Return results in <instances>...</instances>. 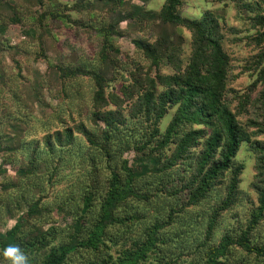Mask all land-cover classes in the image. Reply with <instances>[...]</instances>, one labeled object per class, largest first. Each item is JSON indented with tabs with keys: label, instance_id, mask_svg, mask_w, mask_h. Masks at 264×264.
I'll list each match as a JSON object with an SVG mask.
<instances>
[{
	"label": "rangeland",
	"instance_id": "1",
	"mask_svg": "<svg viewBox=\"0 0 264 264\" xmlns=\"http://www.w3.org/2000/svg\"><path fill=\"white\" fill-rule=\"evenodd\" d=\"M168 1L0 0L4 264L9 245L29 264H47L63 248L59 264H113L150 233L154 249L139 264H207L210 256L214 264H264L244 245L264 249V217L252 223L264 184V21L256 17L264 0L171 2L184 22L216 16L219 49L163 19ZM193 69L241 132L230 170L204 194L196 192L199 161L219 124L180 120L178 103L155 102ZM128 166L140 175L137 194L104 221L111 172ZM16 223L12 244L3 243Z\"/></svg>",
	"mask_w": 264,
	"mask_h": 264
},
{
	"label": "trees",
	"instance_id": "2",
	"mask_svg": "<svg viewBox=\"0 0 264 264\" xmlns=\"http://www.w3.org/2000/svg\"><path fill=\"white\" fill-rule=\"evenodd\" d=\"M101 1L102 6H106L108 4V0ZM173 1L174 0H169L167 3V7L164 8L165 10L162 15L163 19H167L169 23H184L186 27H188L195 33V37L200 42L211 43L219 49L217 37H220V34L218 33L220 25L218 19L215 18L216 16L213 17L204 15L199 19H189L185 20L184 22L183 20H181L178 14H175L174 11H172L171 2ZM256 17L257 19H259V21H264L263 13H260ZM116 25L117 22L112 21L110 24L111 29L115 28ZM136 43H138V45H142L138 41ZM261 69H264V67H261ZM204 76L205 75L201 71L199 73L196 69H193L188 73H184L183 76L176 79L174 84L175 86H170L168 82L167 88L162 92V94L158 96L155 101L156 103L160 104L161 100H163V102H166V99H171L173 103H178L180 105L179 113L175 117L179 118L180 120H195L202 122H208L209 120H211V123L214 122L215 124H219L220 126L214 129V133L208 139L206 147L199 161L200 168L201 170H203V176L202 178H200V183L197 186L196 192L201 194L206 193L210 189L214 180L225 176V173L230 170L233 163L232 160L236 156L241 144L240 127L235 120L234 114L227 107L223 106L219 93L213 90V86H211L210 84V86L206 84V81L203 78ZM177 118H175L174 122H172L171 125L167 128L163 139L164 143H162V146H165L172 141L173 134L175 133L176 129L175 127ZM124 120L128 124H131L130 120H127L126 118H124ZM122 126L123 122H120L117 125L118 128H121ZM221 141L223 142V145ZM136 142L137 145L141 144V142H139V139H136ZM218 150L220 151L219 157L216 158L215 155L216 153H218ZM177 155H179V153ZM177 155L176 157H178ZM147 167L148 165L146 166L144 172L147 171ZM157 167L155 169H157ZM136 170V167L128 166L126 167V172L124 175H121L115 170H112L111 178L108 182L106 197L104 199L105 201L103 202V205H105V210L103 213L104 221H114L116 219L114 218L116 213H114L113 210H115L120 203L127 200L129 196H136L137 192L135 189H138L137 179L140 176L135 175ZM232 192V194H234L236 192L235 189H233ZM263 217L264 184L259 191L258 205L257 209L254 211L252 223H256L258 219ZM19 226L20 224L17 223L12 226V228L6 233V239L3 243L12 244L14 235L19 229ZM102 228L103 227L101 226V224L96 225L94 230H92L93 234L99 235ZM155 237L156 236L154 234H148L145 242L140 244L136 243V245L138 246L137 249H130L125 251L124 257L115 260L113 264H139L148 256V252L154 249L153 247L155 245ZM42 238H44L43 243H46L47 236H42ZM38 240L40 241L41 239ZM244 245L257 252L259 251V254H264V249H255L254 246L248 245V241H244ZM226 246L227 248L229 247V245L227 244ZM65 252V248L61 249L60 251L58 250L52 252L47 264H59L62 261ZM213 261L214 258L210 256V258H208L207 264H214Z\"/></svg>",
	"mask_w": 264,
	"mask_h": 264
},
{
	"label": "clouds",
	"instance_id": "3",
	"mask_svg": "<svg viewBox=\"0 0 264 264\" xmlns=\"http://www.w3.org/2000/svg\"><path fill=\"white\" fill-rule=\"evenodd\" d=\"M2 256L7 261V264H29L28 256L17 245L7 246L3 250ZM0 264H4V261L0 260Z\"/></svg>",
	"mask_w": 264,
	"mask_h": 264
}]
</instances>
